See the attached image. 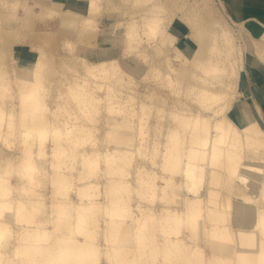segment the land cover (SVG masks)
Masks as SVG:
<instances>
[{
  "label": "bare ground",
  "instance_id": "obj_1",
  "mask_svg": "<svg viewBox=\"0 0 264 264\" xmlns=\"http://www.w3.org/2000/svg\"><path fill=\"white\" fill-rule=\"evenodd\" d=\"M36 1L46 8L51 5L48 13L60 15L64 29L73 27L85 44L98 34L107 11L132 3L143 7L139 14L144 12L140 20L133 18L121 27L128 44L120 57L107 56V48H79L67 41L70 51L84 57L79 58L87 80L66 84L59 79L55 94L51 77L61 71L52 63L53 54L44 46L17 48L15 83L9 74L0 79V88L14 98L8 103L0 91V264H11L4 257L16 241L17 261L12 264H101L104 255L108 264H264V207L258 208L264 206V122L243 102L233 107L242 89L244 53L231 27L222 19L205 21L194 6L179 17L164 15L159 0H122L126 6L120 0ZM19 2L0 0V21H11L6 32L13 39L17 34L12 21ZM251 3L250 8L264 6V0ZM57 7H68L70 12L62 14ZM240 24L255 39L257 57L264 63V22L251 17ZM142 33L152 48L143 45ZM171 49L173 56L152 62ZM91 51L101 60L88 61L86 54ZM6 59L0 50V74L7 72ZM143 63H151L144 76L150 75L173 93H184L214 115L196 116L183 102L172 114L177 125H166L165 97L155 89L137 102L134 72ZM228 67L229 74L220 77ZM68 69L69 65H62L63 74ZM106 88L103 97L100 92ZM52 94L54 108L47 102ZM107 116L105 141L124 148L111 150L102 143L99 124ZM150 117L152 126L147 124ZM165 126L166 139L155 133L151 138L150 128L162 133ZM80 148L82 169L75 175L68 161ZM246 148L255 156L241 164ZM138 157L161 166L167 177L145 165L134 169ZM101 163L107 181L104 194L99 183L89 182ZM134 175L137 186L130 181ZM47 183L53 188L49 215L44 212L47 202L42 192ZM210 183L218 189L205 192ZM235 184L247 199H242V192L235 196ZM182 190L186 198L177 201ZM73 192L78 204L71 200ZM135 192L148 204L138 205L136 212L131 206ZM236 197L240 198L235 203ZM157 203L163 207L155 213ZM103 218L107 220L105 250L97 243ZM151 224L163 241L149 234ZM185 230L193 243L184 238ZM205 237L212 253L195 244Z\"/></svg>",
  "mask_w": 264,
  "mask_h": 264
},
{
  "label": "rangeland",
  "instance_id": "obj_2",
  "mask_svg": "<svg viewBox=\"0 0 264 264\" xmlns=\"http://www.w3.org/2000/svg\"><path fill=\"white\" fill-rule=\"evenodd\" d=\"M122 2V0H120ZM118 0V3H121ZM117 2V1H116ZM68 3V2H67ZM130 3V2H129ZM128 3V4H129ZM158 3L162 6L165 7V13L164 15H171L174 14L177 17L182 16L184 11L190 7H195V9L197 11H200L202 13V15L204 16V18L207 20H212V19H222L225 23H227L231 29L233 30V32L235 33V38H236V42L240 45V47L242 48V51L244 53V62H245V55L247 52L249 53H253L254 56H256L257 59H259L257 57L256 54V41L254 38H252V36L249 35V33L247 32V30H244L243 26H241V22H236V20L232 17L231 15V11L229 9V6L227 5L226 0H177L175 3H170L168 0H159ZM122 4L126 6V3L122 2ZM132 5V6H131ZM35 6H38L39 9H35ZM46 7H44V5L38 3L36 0H20L19 2V6H18V10H17V16L16 19H14L12 21V25L13 28L15 30L14 34H17L15 36V38H10V32L8 31V33L6 32L7 29L11 30V26L9 25V22L11 21H6V20H1L0 21V50L2 52H5L7 55V64H8V68H7V72L5 74L1 73L0 74V79L2 77H6L7 74H9V78H13V82L15 83V75H14V67H15V63L18 62L16 57L19 56L16 54L17 52V48H22L23 46H30V47H34V46H44L48 52H51L53 54H55V60L52 62L54 64V67L57 68L60 72L54 74L53 77H51L53 79V84L51 86L52 91L55 93L58 92L56 84L58 82L59 79H62L64 83L69 84L72 81L78 80L79 82H83L85 80H87V74H86V67L83 66V63L81 62V58L79 57H83V56H78L77 52H72L70 51V48H68L66 46V42L69 41L70 37L73 38L74 35L73 34H67V31L64 29H61L62 25L60 26V21H61V16L60 15H52L50 13H48V10L50 8L51 5L47 4ZM124 6H121V9H119V11H115V12H108L106 13V16H102L100 21H99V28H98V34L96 35V37H94L93 39L90 40L89 43L85 44L84 40L81 41L80 36L75 35V39H73L72 41L76 42V44L78 45V47H84L83 45H86L87 49H95V48H107L109 51V56H120L121 53V49L122 51L125 48V45L128 44V41L125 37V33L124 30L122 31L121 27L123 25H126L128 22H131L133 18L135 19H141L142 17V12L141 14H139L142 9L139 8V6H135L132 3H130L129 5L126 6V8L123 9ZM133 8V9H131ZM136 8V9H135ZM139 8V9H138ZM60 12H62V14H68L70 11H68V7H61L58 8ZM137 11L135 12L134 11ZM141 9V11H140ZM132 11V12H131ZM139 11V13H138ZM136 15H134V13ZM130 13V14H128ZM133 15H132V14ZM22 15L27 16L29 18H34V19H41V22L39 20H35L34 23L32 24V26L30 27H26L25 31L27 32V39H23V34L22 33H18L16 30H18V28H16V24L18 22L19 17H21ZM134 16V17H132ZM137 16V17H135ZM243 22V21H242ZM52 23V24H50ZM59 24V25H58ZM205 24V23H204ZM115 28V29H114ZM144 32V31H143ZM189 32V31H188ZM68 33H72V32H68ZM143 34V33H142ZM104 35L110 36L112 38H114L110 43L105 42V38ZM146 35L143 34L144 37V41H143V45L145 44H149V46L152 48V44L151 42L148 41L147 43V39L145 38ZM69 37V38H67ZM118 37V38H117ZM23 41V42H22ZM155 45V44H154ZM36 47V48H37ZM18 49V50H19ZM69 51L73 54H75L76 56L74 57H66L65 55H69ZM20 52V51H18ZM94 52V51H93ZM93 52L91 51L90 53L86 54L87 58L89 60L92 61H97L99 58H97ZM172 55L174 54L173 50L171 49V52L169 53H163L162 56L160 57H156L155 59L152 60V62H156V61H160L161 59L165 58V56L168 55ZM65 56V57H64ZM84 58V57H83ZM159 58V59H158ZM23 60V59H22ZM174 63L176 65L180 64V61H178L176 58H174ZM69 65L71 67V69H68L65 74L62 73V65ZM151 64V63H150ZM149 63H143L142 65L139 66V68L134 72V75L136 77L137 80V88H135V92H136V98H137V102L140 101L142 99V97H144V95L149 92L152 91L151 89H155L156 93L165 97V109H167L169 112V114L166 116L165 121H166V125H168V123L170 124H175L177 125L176 120L173 118L172 114L173 112H175L178 108H181V105L183 104V102H187L189 103L191 106V110L193 112L194 115H198L200 113L204 114V115H214L213 111H206L204 110L202 107L198 106L197 104H195L194 102H191V100H189L186 95L184 93H173L170 89H168V87L163 86V83L161 82H156V80L149 76H144L145 74H148V69L150 66ZM245 64V63H244ZM147 71V72H146ZM85 72V73H84ZM229 67L228 68H223L222 69V74H220V77H225L224 75L229 74ZM52 76V74L50 75ZM144 79H143V78ZM148 77V79H147ZM57 79V81H56ZM143 79V80H142ZM92 80H94L92 78ZM152 80V81H150ZM54 86V87H53ZM0 91L5 93V97L7 102H12L14 100V98L10 97V94L5 90V89H1ZM107 94V88L104 90H102L100 92V95L105 97ZM242 94V95H241ZM246 91H243V89L240 88V90L237 93V97L233 103V107H238L240 104L247 105L248 111L251 114H254L246 100ZM53 98V94L52 96L48 97L47 102H50L51 106H53L54 102L53 100H51ZM240 100L238 106H235L237 101ZM104 105V104H103ZM257 109V108H256ZM260 113V112H259ZM262 118V119H261ZM260 119L264 122V117H260ZM153 118H148L147 119V124L149 126L154 125ZM164 122V121H163ZM100 127L103 129L105 123L104 122H100ZM140 125V122H139ZM171 127V125H169ZM264 126V125H263ZM169 127V128H170ZM153 128V127H152ZM166 126L163 129L162 133H156L159 131H152V129L150 128L149 130V135L154 136L152 134L155 133V135H160V139H166L167 135H168V131L165 132ZM264 129V128H263ZM189 131V133H191V129H187L185 132ZM103 133H104V129H103ZM140 135V134H139ZM166 137V138H165ZM1 145V143H0ZM166 147V146H164ZM48 149L51 150V144L48 145ZM245 150V149H244ZM262 149H260L261 151ZM264 151V150H262ZM255 156V153L251 152L250 149L249 151L245 150L244 153H242V157L243 160L241 161V164L246 163V159H252ZM45 162H47L45 160ZM15 182V180H13ZM237 182V184H239V179L235 180ZM161 182V181H160ZM235 182V183H236ZM44 192H43V196H44V201L47 202V205H45L44 208V212L45 215H49L52 208L50 205V201H49V195H50V190L49 188H43ZM258 205V204H257ZM262 204L258 205V208L261 210L262 209ZM205 222H208V217H206L204 219ZM13 226L15 227V229H18L17 227L19 226L17 222L13 221L12 222ZM14 241V239H13ZM18 243V241L13 242L10 246L11 249H7L6 250V257H4V260L7 262L9 261V263H14L17 261L16 258H14L13 256V246L16 245Z\"/></svg>",
  "mask_w": 264,
  "mask_h": 264
},
{
  "label": "crops",
  "instance_id": "obj_3",
  "mask_svg": "<svg viewBox=\"0 0 264 264\" xmlns=\"http://www.w3.org/2000/svg\"><path fill=\"white\" fill-rule=\"evenodd\" d=\"M251 1L252 0H226L227 5L229 6V9L231 11V15L236 20V22H242V21L250 19L251 17H256L259 20H261L262 22H264V6L262 7V5H258V6H253L252 8H250L249 4H252ZM35 9L38 10L39 7L35 6ZM35 20H39V19L29 18L27 16L24 17V15L19 17L18 22L16 24V28H18V30L23 34L24 40L27 39V37H26L27 32L25 31V28L32 26V24L34 23ZM39 21H40V23H42L41 19ZM50 24H52V23H50ZM59 24H60V26L62 25L61 29H64L65 24H63V18L61 19ZM64 30H66V29H64ZM73 30H74L73 27H71L70 30H66L67 34H73L74 35V37L73 38L70 37L69 40H73L76 38L75 35H77V33H76V31H73ZM68 32H72V33H68ZM67 38H69V37H67ZM104 38H105L104 39L105 42H107V43H110L113 40L112 37L107 36V35H104ZM180 39H181V37H180ZM126 46L127 45H125V48H126ZM125 48H124V50H125ZM124 50L122 51V49H121L120 56L123 55ZM51 54H53V53H51ZM94 55L99 59L97 61H92V60L88 59V61H90L92 63V62H98L101 60V57L99 55H96V54H94ZM53 56L56 57L55 54H53ZM65 56L68 58V57H74L76 55L69 51V55H65ZM107 56H109V54ZM120 56H117V57H120ZM111 57H114V56H111ZM244 63L245 64H244V75L242 77V89H243V91H246V93H247L246 100H247L252 112L254 114H256L255 116L259 119L261 117V115H262V117H264V63L262 61H260L259 59H257L253 53H249V52H247L245 55V62ZM51 100H53V99H51ZM239 101L240 100L237 101L235 106H238V104L240 103ZM53 102H54V100H53ZM48 103H49V106H51L50 102H48ZM51 107H53V108L56 107L55 103ZM109 119H110V117L107 116V117H105V119L103 121L105 123V125L103 128L104 133H103V129H101L102 143L103 144L105 143L107 145L106 147H109L111 150H113L115 148H124L123 146H119V144H117V143H111L107 140L105 141V139L108 138V134H107L108 128H106V121H109ZM49 151L51 152V150H49ZM82 151L83 150L81 148L78 149L77 152H75L73 154L72 159H70L68 161L70 163V166H71L70 171L73 172L75 175H79V171H81V169H82L81 168L82 167V164H81V162H82ZM139 165H145L149 169L154 168L156 171H158V173L161 175V177H167V175H168L165 172H163L161 166L154 167L151 163V160L145 161V160H141V158L138 157L137 161L133 165V168L136 169ZM104 169H105V165H104V163H101L100 171L97 173V175H95L92 179L89 180V182L99 183L101 186V191L103 194L105 193V186L107 185L106 184L107 183L106 178L104 177ZM49 170H51V168H49ZM176 179H177L178 184L182 181V177H180V176H178ZM130 181L132 182L133 185H136L137 184L136 176L135 175L132 176L130 178ZM210 182H211V180H210ZM158 184L160 187H162L164 184V180L162 178L159 179ZM76 185L79 186L82 184H81V182H76ZM46 187L49 188V190H50L49 201L52 203L53 188H52L51 183H47ZM211 188H217V187L210 183V184L206 185V191L205 192H208ZM233 189H235V191H238V193L235 196H237L240 192H242V196H244L242 199H247V197L245 196V193L243 194V190H240V188L237 187L236 184L234 185ZM42 192H44V189ZM245 192H247V191H245ZM186 195H187L186 191L182 190L181 194L179 193V197H178L177 201H182V200L184 201L186 198ZM239 198L240 197L235 198V203L239 202ZM71 200H73V202L75 204H78L80 202V199L78 198V196L75 192L72 193ZM206 200H207V198L205 197L204 201L206 202ZM101 201H104L103 197L101 198ZM138 205H143V206L148 207V204L143 202V200L138 196V193L135 192L131 198V206L135 212L137 211ZM178 206H179V204H176V203L173 204V207H175V208ZM162 207L163 206L160 203H157V206L154 208V212L157 213V211H159ZM182 208L183 207H181L179 210H181ZM106 222H107L106 218H103L100 222L101 234H100V239L97 241L98 245L101 247L102 250H105V247H106L105 237L103 234V232L106 228ZM148 232L152 236L156 237L159 241L164 240L159 229L156 226H154L153 224L150 225ZM184 234H185L184 238L186 239V241L188 243H193V242H189L190 239L187 236L188 232L186 230H185ZM78 238L80 240L82 239L80 236H78ZM196 243L205 246L207 253H212V247H211L212 244L208 242L207 237L201 238V240H199V242H195V244ZM101 264H108L106 255H104L102 257Z\"/></svg>",
  "mask_w": 264,
  "mask_h": 264
}]
</instances>
